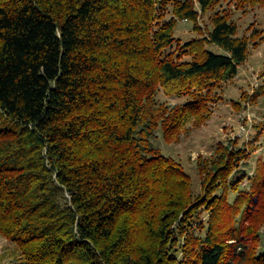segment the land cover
<instances>
[{
  "label": "trees",
  "instance_id": "obj_1",
  "mask_svg": "<svg viewBox=\"0 0 264 264\" xmlns=\"http://www.w3.org/2000/svg\"><path fill=\"white\" fill-rule=\"evenodd\" d=\"M221 1L0 0V234L20 264H264L262 235L244 224L254 195L263 207L264 161L241 191L250 150L220 143L198 159V195L154 142L206 122L264 38L239 36L227 10L202 32ZM180 19L199 36L181 43ZM160 90L189 100L155 107ZM263 94L264 81L253 99Z\"/></svg>",
  "mask_w": 264,
  "mask_h": 264
},
{
  "label": "rangeland",
  "instance_id": "obj_2",
  "mask_svg": "<svg viewBox=\"0 0 264 264\" xmlns=\"http://www.w3.org/2000/svg\"><path fill=\"white\" fill-rule=\"evenodd\" d=\"M168 9L172 10L171 5ZM218 10H227L230 13L231 19L238 24L239 36L249 37L254 27L264 30V2L255 6L247 4L240 7L237 0H222L213 9L201 14L199 25L202 32L212 28V15ZM171 16L170 12L168 17ZM201 31L194 28L193 20L180 19L175 32L180 42L184 43L199 36ZM258 41L259 43L254 45L253 39L251 40L247 60L240 65L238 76L223 85L222 99L212 105V114L206 122L199 126L190 125L188 132L183 133L178 140L166 141L161 131L154 138L155 145L161 152L182 164L191 177L194 193L198 195L203 189V176L199 170L198 159L212 157L222 142H232L233 145L250 150L244 162L249 174L240 184L241 191L251 192L257 174L260 172L258 162L264 161V94L257 96L256 99L253 97L264 81V38ZM205 47L218 54L227 53L216 43H206ZM188 100L187 96H169L160 90L156 95L155 107L162 103L175 106ZM235 101L240 102V105L235 104ZM234 195L235 192L232 191L231 200L234 199ZM253 199V203L246 208L244 224L250 225L251 230H257L262 235L260 244H263L264 202L261 210H258L256 202L259 201V196L254 195ZM208 215V211L203 208L195 218V224L200 225L202 221L204 223V227H198L200 234H204L206 230ZM254 216L255 219L250 220ZM0 264H20L15 244L1 234Z\"/></svg>",
  "mask_w": 264,
  "mask_h": 264
}]
</instances>
